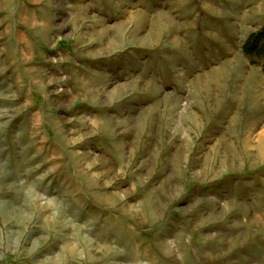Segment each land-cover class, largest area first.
I'll return each instance as SVG.
<instances>
[{
	"label": "crops",
	"instance_id": "1",
	"mask_svg": "<svg viewBox=\"0 0 264 264\" xmlns=\"http://www.w3.org/2000/svg\"><path fill=\"white\" fill-rule=\"evenodd\" d=\"M62 15L69 22L66 29ZM0 26L3 37L15 43L16 63L10 67L19 71L14 83L23 92L18 95L35 97L28 108L32 124L61 130L67 149L65 126H92L73 137L82 144L74 152L82 164L89 149L94 153L88 165L98 168L103 159L132 156L140 143L137 149L148 158L145 173L163 166L159 159L170 161L171 170H162L160 179L171 188L169 172L180 167L176 160L184 146L186 157L196 154L198 127L218 123L217 110L218 118L233 111L226 125H259L254 139L264 142V58L253 63L243 50L264 29V0H0ZM56 53L58 66L52 63ZM65 72L71 92L56 94L52 105L51 88L61 84ZM187 97L190 112L182 111ZM239 135L244 141V131ZM39 141L54 154L52 139L37 138V147ZM62 155L51 156L46 167L61 164L54 158ZM65 157L70 158L68 151ZM152 184L147 189L155 190Z\"/></svg>",
	"mask_w": 264,
	"mask_h": 264
},
{
	"label": "rangeland",
	"instance_id": "2",
	"mask_svg": "<svg viewBox=\"0 0 264 264\" xmlns=\"http://www.w3.org/2000/svg\"><path fill=\"white\" fill-rule=\"evenodd\" d=\"M5 32L0 28V264H264V142L254 139L259 125L229 126L226 115L233 111L222 118L215 111L218 123L198 127L196 154L186 157L184 146L180 167L169 172L171 188L160 179L170 161L159 159L163 166L145 173L148 158L137 149L140 143L132 156L103 159L98 168L88 165L89 149L82 164L74 152L83 147L73 137L92 126L63 125L67 149L61 130L32 124L28 108L35 97L18 95L19 71L10 67L15 43ZM71 37L69 31L64 38ZM60 58L56 53L52 63L58 66ZM69 78L63 73L61 84L51 88L50 104L56 94L71 92ZM190 102L183 100L182 111L190 112ZM37 138L52 139L54 154L44 141L37 147ZM60 153L54 160L61 164L46 167ZM151 181L155 190L147 189Z\"/></svg>",
	"mask_w": 264,
	"mask_h": 264
},
{
	"label": "trees",
	"instance_id": "3",
	"mask_svg": "<svg viewBox=\"0 0 264 264\" xmlns=\"http://www.w3.org/2000/svg\"><path fill=\"white\" fill-rule=\"evenodd\" d=\"M243 50L247 56L253 58V63H256L257 58H264V29L253 34L245 43Z\"/></svg>",
	"mask_w": 264,
	"mask_h": 264
}]
</instances>
